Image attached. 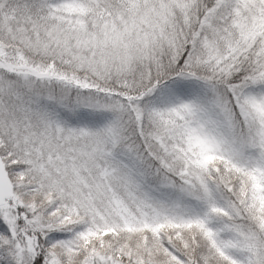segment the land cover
I'll return each mask as SVG.
<instances>
[{
    "label": "snow or ice",
    "instance_id": "1",
    "mask_svg": "<svg viewBox=\"0 0 264 264\" xmlns=\"http://www.w3.org/2000/svg\"><path fill=\"white\" fill-rule=\"evenodd\" d=\"M0 264H264V0H0Z\"/></svg>",
    "mask_w": 264,
    "mask_h": 264
}]
</instances>
